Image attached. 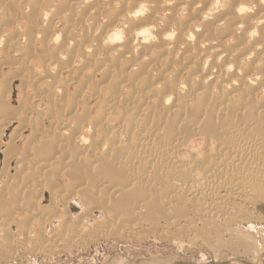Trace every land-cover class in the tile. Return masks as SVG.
Wrapping results in <instances>:
<instances>
[{"label": "bare ground", "instance_id": "1", "mask_svg": "<svg viewBox=\"0 0 264 264\" xmlns=\"http://www.w3.org/2000/svg\"><path fill=\"white\" fill-rule=\"evenodd\" d=\"M0 48V264L20 222L40 253L157 225L256 253L232 222L264 200V0H0Z\"/></svg>", "mask_w": 264, "mask_h": 264}, {"label": "rangeland", "instance_id": "2", "mask_svg": "<svg viewBox=\"0 0 264 264\" xmlns=\"http://www.w3.org/2000/svg\"><path fill=\"white\" fill-rule=\"evenodd\" d=\"M61 26L62 27H59L58 30L62 31L65 28L64 31H66V29H68L67 26H69V24H68V22L67 23L64 22L61 24ZM3 54H4V52L0 48V64L5 63V61L7 60V57H5V54L4 55ZM1 62H3V63H1ZM44 74H45V71H43L42 75H44ZM98 78L101 79L100 76ZM2 83H0V85H1L0 86V97L3 96L4 93L6 92V91H4L3 93L1 92L2 89L4 88L3 86H5V85H3L4 83L3 84ZM95 83H97L96 79H95ZM6 88H7V86H6ZM42 88H44V87H42ZM32 92H33V90L30 89L28 91V94H32ZM23 94L24 93H20L18 95V93L16 92V93L12 94L10 96V99H9V102L10 103L12 102L11 104L14 106L15 111H17L18 109H19L18 111H20V112L22 111L21 113L17 111L21 117L20 119L27 118V115L25 114L26 112L23 113V111L27 108L25 105L26 103H24V99L27 98V93H25L24 95ZM24 96H25V98H24ZM22 99H23V101H21ZM26 102H28V101H26ZM18 106H19V108L17 109ZM18 113H16V114H18ZM25 115H26V117H25ZM22 117H24V118H22ZM3 122L5 123V120ZM19 126H20V124L14 125L11 128L10 132H8V134H6V137H4L3 140L0 141V143H3L5 146H7L10 143L8 141H11L10 139H12V138L14 139L17 136V134L20 132L22 126H20V127ZM25 132H24L25 141H21V143H20L22 151H25V148H26L25 143L27 140L30 142V140H31L30 136L32 135V132L30 129L25 131ZM26 134H28V135H26ZM14 135H15V137H13ZM6 149H5V151H6ZM9 151L11 152L12 150H9ZM9 151L7 152V155H10ZM192 153H194V154L187 153L186 155H199L200 157H202L203 155H206L204 152V144L197 142L195 147L192 149ZM12 154L13 153H11V155ZM27 199H28V201H26V198L23 201H24V207L28 208V206H29V208H28L30 211L29 213L35 212V210H36L35 206L39 207V206H42L44 204L49 205L50 207L52 205V207H56L57 209H60L62 206L60 204V201H57L59 203L56 202L57 206H56V203L51 204L52 199L49 196H46V198L43 200V202H39V199H37L38 202L35 200L36 203H35V201H33V199L31 201V199L29 197H27ZM29 199H30V201H29ZM48 201H50V202H48ZM25 203H26V205H25ZM31 204L33 207L30 206ZM16 206H18V205L16 204ZM77 207L78 206L75 205L73 211L76 209L77 210L74 211V213L79 212V208H77ZM242 207H245L243 209L247 210L250 213V215H252V214L253 215L250 216L251 218L249 217L245 220H244V218L235 217L234 220L235 221L237 220L236 221L237 223L235 221H233L232 227L236 228L237 229L236 231L239 230L238 232H240V236L242 238H246L247 240H249L250 239L249 237H251V239L254 241V242L252 240L249 241V243L252 246H254L255 250H256V253L252 254V255L251 254L250 255L245 254L244 253L245 251L243 250V248L241 246L237 247V245L235 244V246H234L235 248H234L233 244H230V243L229 244L231 246H228L229 244L228 245L226 244L227 245L226 247L222 246L219 249V246H218V248L211 250V248L210 249L208 248L210 246L207 243H205L204 241H202L200 239H196L195 237H192L190 235L188 236L187 232H184V231L180 232V230H177L175 228H173V230H172V228L168 230V229L163 228L160 225L156 226L158 229H156V227H154V228L145 227V228H140V229L136 228L135 230L138 231L139 233H141L142 235L145 233L144 236H146V237H144L143 239L137 238L135 236L123 239L121 237L119 238L115 234L110 238L100 239L97 242H91L87 245L72 246V247H70V249H67V250H64L61 248H59V249L56 248V249H54V252L48 251L45 253H40L38 251L36 252L35 249H37V246L40 245L37 243H39L38 241H41L40 239H38V237L40 235V231H41V227L43 226L42 225L43 223H41V222H37V223L36 222H34V223L33 222H28V223L27 222H20L18 220L21 219V221H22L26 218V215L24 216V214H22V215L20 214L21 216L19 215V218L17 221L20 222L21 224L19 225V228H18L19 230H17L18 232H16L17 234H15L14 238H17L19 241H22V243H27V244L29 243L28 241H30V243L28 244L30 247L28 246L29 249H26L27 251L23 250V252H21V253L19 252V256H18L17 260L4 261L1 264H130L132 259L133 260L137 259L138 261L143 262L145 260H150L151 258H154L157 256H160V258H162V260L164 261V264H206V263L209 264L212 262H214L216 264H264V200L260 201V203L254 207H251L248 205H244ZM23 223H25L26 225L25 224L23 225ZM25 226H27V227L25 228ZM146 228H147V230H145ZM149 228H151V231ZM152 229H153V231H152ZM166 230L168 231V233H171V234L177 235L180 233L179 236H181V237L183 236V237L179 238V236H177L178 238H176L173 241H167L165 239H162L161 236H159V234H160V232L162 233L163 231H166ZM28 231H30L31 237H29L27 235ZM154 231H156V232H154ZM23 232H25V233L27 232V234L25 235V233H23ZM147 233H148V235H147ZM149 233H150V235H149ZM181 233H182V235H181ZM26 238H27V240H25ZM225 240H226V237L220 236V238H218L219 243L221 241L224 243L229 242V241L225 242ZM243 240H245V239H242L241 244L242 243L244 244V242L246 244L247 240H245V241H243ZM6 242L7 241L5 240V237L0 233V244L3 246L4 245L7 246ZM31 242H32V244H31ZM31 245L34 246L35 249ZM6 246H4V247H6ZM239 247H241V248H239ZM227 248H232V249L234 248L235 251H234V249L233 250L231 249L232 251H234L232 253V251L230 250L231 251L230 252L229 249H227ZM237 250H239V251H237ZM213 251H214V253H213ZM204 257H206V259H204Z\"/></svg>", "mask_w": 264, "mask_h": 264}, {"label": "crops", "instance_id": "3", "mask_svg": "<svg viewBox=\"0 0 264 264\" xmlns=\"http://www.w3.org/2000/svg\"><path fill=\"white\" fill-rule=\"evenodd\" d=\"M15 93H16V92H15ZM19 94H20V93H19ZM11 95H12V94H11ZM11 95H10V96H11ZM9 99H10V97H9ZM9 132H10V131H9ZM26 142H27V141H26Z\"/></svg>", "mask_w": 264, "mask_h": 264}, {"label": "clouds", "instance_id": "4", "mask_svg": "<svg viewBox=\"0 0 264 264\" xmlns=\"http://www.w3.org/2000/svg\"><path fill=\"white\" fill-rule=\"evenodd\" d=\"M204 259H206V257H204Z\"/></svg>", "mask_w": 264, "mask_h": 264}]
</instances>
